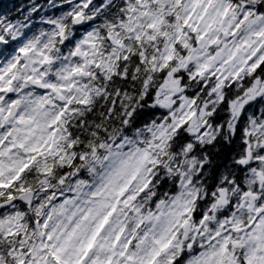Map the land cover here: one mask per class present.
I'll list each match as a JSON object with an SVG mask.
<instances>
[{"label": "snow or ice", "instance_id": "6c2138e0", "mask_svg": "<svg viewBox=\"0 0 264 264\" xmlns=\"http://www.w3.org/2000/svg\"><path fill=\"white\" fill-rule=\"evenodd\" d=\"M0 264H264V0H0Z\"/></svg>", "mask_w": 264, "mask_h": 264}]
</instances>
